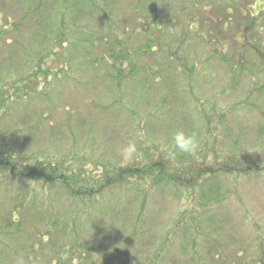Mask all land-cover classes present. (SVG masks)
<instances>
[{"label": "trees", "instance_id": "1", "mask_svg": "<svg viewBox=\"0 0 264 264\" xmlns=\"http://www.w3.org/2000/svg\"><path fill=\"white\" fill-rule=\"evenodd\" d=\"M124 1L0 0V256L7 250L5 262L17 264L22 258L24 264H99L103 257L105 264H164L167 259H174L172 248L177 247V254L192 253L189 262L179 261L180 264H215L213 257L217 264H226L219 261L227 251L221 246L224 240L214 237L207 240L208 245L212 242L211 248L205 255L199 253V238L207 232L197 220L194 203L202 209L214 207L227 194L224 187L228 176L236 180L251 173H264V152L248 156L249 153L234 151L235 154L223 158L224 155L218 157L215 147L206 144L205 156L201 154L195 162L178 154L175 160L170 159L164 146L161 153L160 146L152 145L134 162L110 165L85 152L73 153L74 150L57 156L50 152V143L47 150L33 147L42 138L50 140L58 112L70 110V105H54L60 99L57 87H52L55 80L71 79V55L75 59L88 58L89 66L93 67L100 60L117 62L114 69L122 75L121 80L131 77L138 71L132 68L134 61L126 37L137 36L138 29L149 42L144 49L155 47L157 54L161 48L154 36L160 26L176 30L183 27L179 30L185 33L184 42L191 41L190 36L198 37L209 49L210 57L218 58L233 74L235 70L243 74L248 67L264 74V0H181L178 4L175 0H128L125 5ZM163 2L175 10L164 11ZM203 5L210 11H201ZM256 7L262 9L254 13ZM181 12L190 19L177 18ZM103 17L110 25L101 34L80 28L83 21ZM69 19L72 25L67 28ZM26 21L35 29H24L28 27ZM114 23L119 28L114 29L111 26ZM226 23L229 26L223 31ZM193 26L197 27L191 33L189 29ZM235 29L242 37L240 42L236 40ZM24 31L27 33L21 35ZM178 32H174L176 37ZM23 36L28 38L21 40ZM103 47L107 51L94 58L93 50ZM61 48L67 49L70 56L59 54ZM229 49L232 54L228 57ZM22 56L29 62L25 68L20 67L26 70L24 73L17 68ZM168 56L171 57L169 53ZM173 57L181 64L178 50ZM128 66L131 72L125 74ZM160 70L147 76V80L152 79L150 86H158L163 79L165 72ZM18 100L30 104L44 100L47 106L33 110L27 107L20 118L24 129L12 128L10 124L4 129L2 125L14 114L12 103ZM31 119L34 126L30 128ZM202 119L206 130L214 136L213 122L208 117ZM85 120L88 121L85 118L84 125ZM156 189L169 190L172 197L185 203V197L190 198L191 205L166 232L153 236L145 228L142 216ZM117 195L124 200L128 198L129 208H139L135 221L122 210L125 207L108 206ZM212 220L213 217L205 216L203 221L208 224ZM221 230L218 226L208 229L213 236L222 235ZM256 237L260 239L258 244L264 246L262 236ZM177 239L183 243H174ZM228 240L236 243L231 233ZM238 246L236 256L247 254L244 242ZM260 250L259 264H264V248Z\"/></svg>", "mask_w": 264, "mask_h": 264}, {"label": "rangeland", "instance_id": "2", "mask_svg": "<svg viewBox=\"0 0 264 264\" xmlns=\"http://www.w3.org/2000/svg\"><path fill=\"white\" fill-rule=\"evenodd\" d=\"M127 1H124V5L128 3ZM175 1L171 2L176 4L182 2L181 0ZM162 5H166L163 8L164 11L171 10L167 2H163ZM260 9L262 8L256 7L254 13ZM172 10L175 9L172 8ZM201 11L209 12L210 9L203 5ZM181 13L180 16L176 15L177 18L182 21L190 19L187 13ZM208 15L209 18L212 17V15ZM81 24L83 25L80 27L81 29L86 31L93 29L91 32L96 35L106 31L110 25L104 17L101 20L83 21ZM26 25L28 27L25 26L24 29L31 27L29 21H26ZM70 25H72V20L67 28ZM111 26L114 29L119 28L117 23L111 24ZM129 26L127 25V27ZM228 26L229 23H226L223 31H226ZM196 27H191L190 32L194 33ZM31 28L35 29L33 26ZM179 28L183 27L177 28L179 32L176 37L174 32L177 30L175 28L168 25L160 26L154 36V38H158L156 43H160L158 45L161 49L158 54L156 53L158 49H153L155 47L144 49L143 46L148 42H146L148 39L141 35L140 29H138L140 34L137 33V36L127 35V46L132 51L131 60L134 61L132 68L138 72H133V76L123 80H121L122 75H118L114 69L117 62L105 63L100 60L97 67H93L89 66V61L86 60L88 58L75 59L76 57L71 55L69 58L72 60L69 63L71 79L55 80L52 87V89L57 87L56 93L60 99L54 105H70V110L58 112L56 121L53 122L52 138L50 137V140L47 141H43L42 138V141H39L40 146L33 147L45 150L50 143V152L57 156L74 150L73 153L83 154L85 152L96 161L113 165L127 163L121 161L119 150L129 141H135L138 144L141 154L147 150L148 146L152 145L160 146L162 151V146L165 149L166 145L170 146L173 132L183 129L196 134L201 143V150L196 156L178 154L184 156L183 159L186 161L198 162L201 154H206L207 145L209 148L215 147L218 150V157L224 155L223 158L232 152L235 154L234 151L249 153L248 156L252 155L251 153L263 154L264 74L251 67H248L243 74H239L240 72L237 70L233 74L218 58L210 57L209 49L198 40V37L190 36L189 39L192 40L184 42L185 33ZM161 30L163 31L161 32ZM235 32L237 33L236 40L240 42L242 37L238 34L237 29ZM26 33L24 31L21 35ZM20 38L26 40L28 36ZM216 49L214 48V50ZM177 50L181 64L173 57ZM105 51H107L106 47L101 50L94 49L93 55H96L94 58L99 57L101 53L104 54ZM167 52L171 55L170 58ZM64 53L68 54L67 49H59V54ZM153 54L154 56H152ZM231 54L230 49L226 51L228 57ZM23 56L20 58L19 67L17 66L22 73L26 70L20 67L25 68L29 63L23 59ZM130 66L124 72L125 74L131 72ZM55 67H58V64ZM160 69H164L165 72L163 79L158 86H150L152 79L150 77L147 80V76L150 72L161 71ZM188 74L189 76H187ZM43 101L36 100L30 104L20 103L18 100L12 103L15 107L14 114L9 116L7 122L2 125L3 128L6 129L10 124L13 126L12 128L24 129V126L20 125L22 124L20 118L24 111L27 107L31 110L42 109L43 106H47ZM116 101L119 103L115 104ZM203 116L213 122L212 127H216V129L212 128L216 131L214 136L206 130L207 126L202 119ZM85 118L88 121L85 120L86 124L84 125L82 121ZM220 119L222 123H220ZM33 123L31 119L30 123L28 122V127H33ZM45 127L42 126V129ZM138 133H143V136ZM214 137L217 138V141ZM158 141H163V143ZM143 142L146 143L143 144ZM211 157H208L209 161H211ZM227 178L228 183L224 187L227 194L221 203L203 209L198 206V203H194L197 220L201 222L207 232H203V236L207 234L205 238L203 236L199 238V253L202 255L207 253L212 242L209 245L206 242L214 237L224 240L225 242L221 246L227 249L223 258H219L220 263L259 264L262 261L260 248H264V246L258 244L260 239L256 235L260 234L264 240V173H251L236 180L234 177L228 176ZM185 198L186 203L172 197L169 190L156 189L152 191L142 216V222L150 234L154 236V233L166 232L187 209H190V198ZM114 199L115 202L109 203L108 206L121 209L125 207L122 210L128 212L131 221H135L139 208H129V204L126 203L128 198L124 200L123 197L117 195ZM205 216L213 217V222L205 224L203 221ZM122 222L125 220L123 219ZM185 223L188 224L189 220ZM114 225L118 226L117 223ZM213 226L222 227L223 234L213 236L209 233L208 229ZM230 233L232 238L236 239V243L230 240L231 244L228 240ZM241 242L245 243L243 249L247 251V254L238 257L236 250L240 248L238 245ZM174 243L180 245L183 242L177 239ZM176 249L177 247L172 248L174 259H167L164 264H180L179 261L181 263H184V260L190 261L192 257L190 251L187 255L177 254ZM6 251L3 256H0V264H13L10 260L5 262L8 253ZM212 260L215 264L218 263L216 258L213 257ZM99 264H105L103 257Z\"/></svg>", "mask_w": 264, "mask_h": 264}, {"label": "clouds", "instance_id": "3", "mask_svg": "<svg viewBox=\"0 0 264 264\" xmlns=\"http://www.w3.org/2000/svg\"><path fill=\"white\" fill-rule=\"evenodd\" d=\"M138 135L143 136V133H138ZM158 142L163 143V141ZM165 147L168 158L175 160L177 154L196 156L201 150V143L196 134L178 129L171 136L170 146L166 145ZM119 155L122 162H133L140 158L141 153L138 144L135 141H129L120 148ZM88 167L91 168L92 165L89 164ZM17 264H24L23 259H19Z\"/></svg>", "mask_w": 264, "mask_h": 264}]
</instances>
